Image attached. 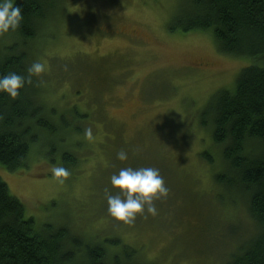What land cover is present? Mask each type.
I'll list each match as a JSON object with an SVG mask.
<instances>
[{
  "label": "rangeland",
  "instance_id": "374dc122",
  "mask_svg": "<svg viewBox=\"0 0 264 264\" xmlns=\"http://www.w3.org/2000/svg\"><path fill=\"white\" fill-rule=\"evenodd\" d=\"M180 3L65 0L51 10L29 65L48 66L35 79L53 132L34 125L27 167L0 164V178L37 230L67 228L110 256L128 246L146 264H227L256 238L247 202L216 180L227 169L207 112L255 61L221 54L210 33L172 32ZM9 42L0 35V45ZM120 149L128 160L117 158ZM57 164L70 171L63 184L51 174ZM128 166L159 168L169 188L154 201L157 215L138 214L131 225L109 215L105 197L106 188L117 192L111 175Z\"/></svg>",
  "mask_w": 264,
  "mask_h": 264
},
{
  "label": "trees",
  "instance_id": "16d2710c",
  "mask_svg": "<svg viewBox=\"0 0 264 264\" xmlns=\"http://www.w3.org/2000/svg\"><path fill=\"white\" fill-rule=\"evenodd\" d=\"M63 1L16 0L23 21L16 31L3 34L10 42L0 45V75H27L31 45L51 10L63 6ZM170 30L210 33L221 54L255 61L239 74L235 92L218 91L207 112L214 144L221 148L227 169L216 180L228 196L247 202L258 231L227 264H264V0H181ZM39 97L35 76L15 100L0 93V164L10 171L27 167L31 143L37 138L34 125L53 132ZM201 157L214 163L210 152ZM63 159L70 160L71 155L65 153ZM120 242L116 238L112 245ZM121 253L110 256L102 244L73 236L64 227L46 225L37 230L34 219L26 217L24 205L0 178V264H146L136 249L126 246Z\"/></svg>",
  "mask_w": 264,
  "mask_h": 264
},
{
  "label": "clouds",
  "instance_id": "9594fccd",
  "mask_svg": "<svg viewBox=\"0 0 264 264\" xmlns=\"http://www.w3.org/2000/svg\"><path fill=\"white\" fill-rule=\"evenodd\" d=\"M22 21V9L16 4V0H0V35L16 31ZM47 72V64L37 59L27 68L26 76L17 72L0 75V93H6L15 100L20 96L25 85L32 83V77L39 78ZM83 135L89 141L95 139L92 127L85 128ZM116 156L120 161L129 158L128 152L124 149H120ZM51 174L63 184L69 177L70 171L65 166L57 164L51 168ZM110 183L117 192L112 194L107 188L105 189L107 211L110 216L128 225L135 222L138 214L157 215L158 209L154 201L165 199L169 194V188L159 168L152 166L122 167L118 174L111 175Z\"/></svg>",
  "mask_w": 264,
  "mask_h": 264
}]
</instances>
